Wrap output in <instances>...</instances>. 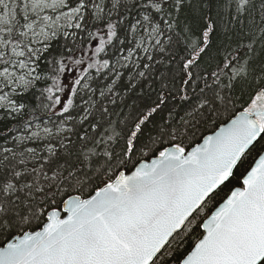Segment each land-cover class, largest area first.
I'll return each mask as SVG.
<instances>
[{
    "label": "snow or ice",
    "instance_id": "obj_1",
    "mask_svg": "<svg viewBox=\"0 0 264 264\" xmlns=\"http://www.w3.org/2000/svg\"><path fill=\"white\" fill-rule=\"evenodd\" d=\"M258 50L264 0H0V264H264Z\"/></svg>",
    "mask_w": 264,
    "mask_h": 264
},
{
    "label": "trees",
    "instance_id": "obj_2",
    "mask_svg": "<svg viewBox=\"0 0 264 264\" xmlns=\"http://www.w3.org/2000/svg\"><path fill=\"white\" fill-rule=\"evenodd\" d=\"M258 2H257V7H258ZM58 40L60 41V44H62L64 41H63V38L62 37H59ZM56 47H59V45H56ZM110 50V49H109ZM261 58H264V53H261L259 52V50L257 51L256 53V59L257 61H260ZM178 59V57H177ZM161 71L163 72L164 71V68H161ZM92 74L95 75V70H92ZM139 91V89L137 90ZM32 106H34L37 101H35L34 99L33 100H30L28 101ZM182 103L181 101H179V98L177 97L176 99L172 100L170 98V104L171 105H177V104H180ZM59 107V106H58ZM177 111H179V109L177 108ZM38 115H40L41 117H43L44 119H48L49 118V115L44 113L43 111H40L38 113ZM161 116H164L165 118H167V112H164V113H157L156 116L154 117L155 121L157 124L160 123V119H161ZM25 119H27V117H25ZM51 119L55 120L56 117L55 116H52ZM0 120H3V117L0 116ZM13 128V124L10 123V122H7V128H4L2 124H0V132H3L5 135H15V131H12V132H9V129H12ZM153 131V125L150 123L148 126L145 127L144 129V135L142 136V139L143 138H146V136ZM31 146V145H30Z\"/></svg>",
    "mask_w": 264,
    "mask_h": 264
},
{
    "label": "rangeland",
    "instance_id": "obj_3",
    "mask_svg": "<svg viewBox=\"0 0 264 264\" xmlns=\"http://www.w3.org/2000/svg\"><path fill=\"white\" fill-rule=\"evenodd\" d=\"M63 79V78H62ZM69 79H71V77H69Z\"/></svg>",
    "mask_w": 264,
    "mask_h": 264
}]
</instances>
